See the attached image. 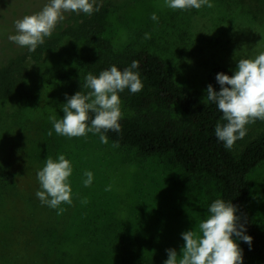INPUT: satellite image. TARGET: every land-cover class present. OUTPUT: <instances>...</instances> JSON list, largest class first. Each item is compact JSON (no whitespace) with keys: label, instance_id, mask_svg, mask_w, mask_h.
<instances>
[{"label":"rangeland","instance_id":"1","mask_svg":"<svg viewBox=\"0 0 264 264\" xmlns=\"http://www.w3.org/2000/svg\"><path fill=\"white\" fill-rule=\"evenodd\" d=\"M112 2L103 31L112 48L144 47L157 52L165 58L175 79L203 101L213 66L225 65L233 74L239 59L255 58L264 51V0H209L214 6L200 9H173L167 6V0ZM153 13L158 20H152ZM10 35L0 37V63L19 57L25 70L20 86L0 98V147L4 146V137L20 142L21 127L16 118L32 121L38 139L32 143L35 165L28 177L36 182L30 183L27 195L38 206L39 219L45 214L53 219L49 241L53 264H164L167 249L174 248L179 254L185 243L182 233L196 230L208 217L211 203L220 199L217 184L207 176L185 172L170 154L144 158L109 140L102 143L99 134H57L49 118L60 120L64 116L62 106L70 97L68 78L80 74L79 44L63 37L55 48L30 52L10 41ZM120 110L121 115L131 113L121 99ZM245 127L254 137L264 132V120L257 119ZM241 146L242 141L237 139L233 148L239 150ZM60 154L73 169L68 180L72 203H61L54 209L36 196L42 190L37 172L47 157L58 161ZM85 171L93 174L87 187ZM249 180L250 206L264 233V161L249 173ZM18 181L17 173L14 183L2 178L0 192L5 185L16 184L14 191L20 193L23 187ZM1 198L3 213L9 203ZM60 227L64 231L57 241ZM110 230L124 234L125 241L101 240L102 250H97L78 236L81 232L102 236ZM117 243L119 247H115ZM129 246L132 251L127 255L124 252ZM9 261L16 264L12 256ZM243 264L262 263L250 259Z\"/></svg>","mask_w":264,"mask_h":264},{"label":"trees","instance_id":"2","mask_svg":"<svg viewBox=\"0 0 264 264\" xmlns=\"http://www.w3.org/2000/svg\"><path fill=\"white\" fill-rule=\"evenodd\" d=\"M47 2L0 0V37L16 34L14 21L40 11ZM90 2L99 11L94 10L90 15L69 12L57 23L51 37H45L44 43L38 45L36 50L42 52L55 48L63 37H69L79 44L80 74L68 78L70 96L78 91L84 95L91 91L84 87L89 72L99 76L113 65L123 71L137 61L139 66L133 71L139 73L143 88L137 93L127 88L118 93L131 113L121 115L120 132L105 133L108 140L120 147L131 148L144 158L170 154L185 172L212 179L217 184L220 199L232 202L237 207L240 223L245 225L246 234L253 238L251 247L243 240H236L242 249L243 262L256 259L264 264V233L249 201V173L264 161V132L252 137L246 131L244 138L240 139L242 146L239 150L233 147L226 149L214 131L217 123H226L216 104L201 100L191 89L179 83L165 58L157 52L131 46L115 51L103 36L112 0ZM24 70L23 59L19 57L0 63V98L8 97L20 86ZM219 72L232 75L225 65L213 66L208 73V85L212 84L216 91L220 90L215 78ZM92 118L94 114L90 112L89 127ZM16 121L21 127L20 142L4 137V146L0 147V180L3 178L4 182L14 183L17 173L18 185L23 188L18 193L14 191L16 184L5 185L0 192L2 201L6 199L9 203L4 205L3 213V208L0 209V264H13L9 256L16 264H53L54 258L49 255L53 219L49 214L39 219L37 214L41 212L27 195L31 190L30 183L36 182V179L28 176L35 165L32 143L38 139L37 131L32 121H23L21 117ZM62 230L60 227L57 232V241L62 237ZM119 233L114 234L110 230L100 236L81 232L78 236L83 238L84 243L94 244L97 250H102L101 240L114 238L124 242L125 235ZM115 247H119L118 243ZM129 247V251L124 252L127 255L130 254Z\"/></svg>","mask_w":264,"mask_h":264},{"label":"clouds","instance_id":"3","mask_svg":"<svg viewBox=\"0 0 264 264\" xmlns=\"http://www.w3.org/2000/svg\"><path fill=\"white\" fill-rule=\"evenodd\" d=\"M167 6L173 9H200L214 5L209 0H167ZM94 10L99 11V8L94 9L90 0H48L40 11L15 20L16 34L8 38L21 47H27L30 52L35 51L38 45L44 43L45 37H51L57 23L64 19V12L90 15ZM151 18L158 20L155 13ZM146 38H149L148 34ZM138 66V62L133 61L123 71L113 65L99 76L89 72L84 87L91 91L86 95L78 91L68 97L62 106V119L49 118L55 132L67 137L85 136L91 132L99 134L102 143H108L106 132L121 131L118 93L126 88L137 93L143 88L139 73L133 71ZM215 78L220 90L216 91L209 84L205 90L206 100L215 103L223 113L222 120L226 123H217L214 131L217 139L224 142L225 148L231 149L237 139H243L246 135L247 124L257 119L264 120V51L255 58L239 59L232 75L219 72ZM90 112L94 114L91 127L88 126ZM48 135H52L51 130ZM72 171L70 161L63 154L59 155L58 161L46 158L45 165L37 172L42 190L37 191L36 196L42 204L55 209L61 203H72V190L68 182ZM84 175V185L87 187L92 183L93 174L85 171ZM208 213V217L198 223L196 230L182 233L185 243L179 254L174 248L166 250L168 258L164 264H243L242 249L236 240H243L251 247L253 238L246 234L245 225L240 223L237 207L232 202L216 199L208 208Z\"/></svg>","mask_w":264,"mask_h":264}]
</instances>
